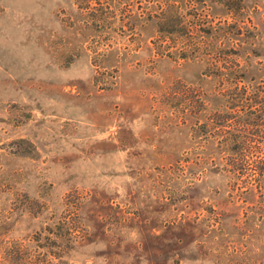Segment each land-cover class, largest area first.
<instances>
[{"label":"rangeland","instance_id":"obj_1","mask_svg":"<svg viewBox=\"0 0 264 264\" xmlns=\"http://www.w3.org/2000/svg\"><path fill=\"white\" fill-rule=\"evenodd\" d=\"M256 88L264 0H0V264H264Z\"/></svg>","mask_w":264,"mask_h":264},{"label":"trees","instance_id":"obj_2","mask_svg":"<svg viewBox=\"0 0 264 264\" xmlns=\"http://www.w3.org/2000/svg\"><path fill=\"white\" fill-rule=\"evenodd\" d=\"M158 26L160 28V23H158ZM261 92H263V90L256 88V90H253V96L247 98V100L250 102V107H261V110H258L260 111L259 115L252 113L250 114V119H248L249 124L255 127L262 125L258 124L259 121H263L264 127V97L260 96L259 93Z\"/></svg>","mask_w":264,"mask_h":264}]
</instances>
